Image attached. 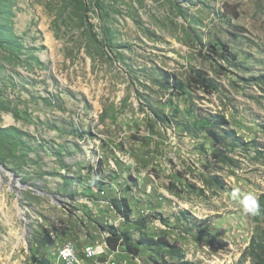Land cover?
<instances>
[{"label":"rangeland","instance_id":"rangeland-1","mask_svg":"<svg viewBox=\"0 0 264 264\" xmlns=\"http://www.w3.org/2000/svg\"><path fill=\"white\" fill-rule=\"evenodd\" d=\"M8 127L0 264H264V0H0Z\"/></svg>","mask_w":264,"mask_h":264},{"label":"trees","instance_id":"trees-1","mask_svg":"<svg viewBox=\"0 0 264 264\" xmlns=\"http://www.w3.org/2000/svg\"><path fill=\"white\" fill-rule=\"evenodd\" d=\"M1 4H3V3H1ZM80 5L82 7V8L81 7L80 8L84 10L85 9L84 1L80 2ZM203 81H204V78H200L199 79V82H203ZM14 130L15 129L13 127H8V128H4V129L0 128V133H2V134L6 133V134L9 135V133H11ZM206 134L213 140V142H217L218 144L220 143V141L218 139L219 135L213 129L208 128L206 130ZM0 162H2L4 165H6V163L4 161H2V159H0ZM123 207L125 208L126 211H129L126 205H123ZM126 211L122 212V214L127 219L128 218V214H127ZM258 212H259V214L261 216H263V220H264V194L261 196L260 207L258 209ZM263 237H264V232H263ZM120 240L124 241L123 245H124L125 249L128 252L133 253L135 255L137 254L138 250L134 247V245L131 242V238L126 233H118L116 230L111 231V237L108 239L107 244H108V246H109V248L111 250H115V248H116V246H117V244H118V242ZM52 242L53 241H51V243ZM139 244L146 245V246H149V247L156 246V245H160V246H163V247L167 246L166 242H160L159 243L158 241H153L152 239H143V240L139 241ZM35 261L38 262V264H51L46 259H39V260H35Z\"/></svg>","mask_w":264,"mask_h":264},{"label":"built area","instance_id":"built-area-1","mask_svg":"<svg viewBox=\"0 0 264 264\" xmlns=\"http://www.w3.org/2000/svg\"><path fill=\"white\" fill-rule=\"evenodd\" d=\"M113 253H121L119 250H111L106 242L98 246H81L80 253H73L72 246L62 249L61 258H57L60 264H69V256L72 254H79L83 257H90L92 259H99V264L108 263Z\"/></svg>","mask_w":264,"mask_h":264},{"label":"bare ground","instance_id":"bare-ground-1","mask_svg":"<svg viewBox=\"0 0 264 264\" xmlns=\"http://www.w3.org/2000/svg\"><path fill=\"white\" fill-rule=\"evenodd\" d=\"M71 246H72L73 253H80L78 247L74 243L66 242L58 247L56 258H61L62 249L66 247H71ZM116 254H119V253H113L112 257L108 261L109 264H111V262L114 261L113 257H115L114 255ZM69 264H99V259H92L90 257L80 256L79 254H72L69 256Z\"/></svg>","mask_w":264,"mask_h":264},{"label":"clouds","instance_id":"clouds-1","mask_svg":"<svg viewBox=\"0 0 264 264\" xmlns=\"http://www.w3.org/2000/svg\"><path fill=\"white\" fill-rule=\"evenodd\" d=\"M242 203L245 205V206H248V205H256V199L253 195L251 194H248L245 196L244 200L242 201ZM251 210V209H250Z\"/></svg>","mask_w":264,"mask_h":264}]
</instances>
